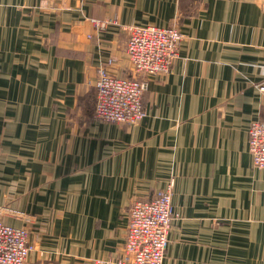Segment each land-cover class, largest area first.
Returning <instances> with one entry per match:
<instances>
[{
	"label": "crops",
	"instance_id": "1",
	"mask_svg": "<svg viewBox=\"0 0 264 264\" xmlns=\"http://www.w3.org/2000/svg\"><path fill=\"white\" fill-rule=\"evenodd\" d=\"M104 17L186 34L135 126L94 117L101 65L132 75ZM262 82L264 0H0V204L31 230L25 264H117L130 207L170 182L163 264H264Z\"/></svg>",
	"mask_w": 264,
	"mask_h": 264
},
{
	"label": "built area",
	"instance_id": "2",
	"mask_svg": "<svg viewBox=\"0 0 264 264\" xmlns=\"http://www.w3.org/2000/svg\"><path fill=\"white\" fill-rule=\"evenodd\" d=\"M92 22L102 31L116 25L127 32L124 48L132 65L131 76L112 74L108 66L112 60L101 65L95 81L97 103L94 117L135 126L146 117L143 97L151 79L171 69L186 34L176 25L129 26L121 24L116 17L92 19ZM259 89L264 108V82L259 84ZM248 129L252 163L264 169V118L251 121ZM172 195L173 182H170L154 197L137 200L130 207L125 254L117 264H163L178 216ZM15 216L10 206L0 204V264H25L35 248L26 224L16 226L6 221V218Z\"/></svg>",
	"mask_w": 264,
	"mask_h": 264
},
{
	"label": "rangeland",
	"instance_id": "3",
	"mask_svg": "<svg viewBox=\"0 0 264 264\" xmlns=\"http://www.w3.org/2000/svg\"><path fill=\"white\" fill-rule=\"evenodd\" d=\"M92 21V20H91ZM94 25V24H93ZM94 27L98 30V28L96 27V25H94ZM129 57V56H128ZM129 61H130V57H129ZM131 62V61H130ZM131 64V63H130ZM111 72V70H110ZM113 74V73H112ZM116 76V75H115ZM118 76V75H117ZM260 90V89H259Z\"/></svg>",
	"mask_w": 264,
	"mask_h": 264
},
{
	"label": "trees",
	"instance_id": "4",
	"mask_svg": "<svg viewBox=\"0 0 264 264\" xmlns=\"http://www.w3.org/2000/svg\"><path fill=\"white\" fill-rule=\"evenodd\" d=\"M95 113V112H94ZM164 189V188H163Z\"/></svg>",
	"mask_w": 264,
	"mask_h": 264
}]
</instances>
